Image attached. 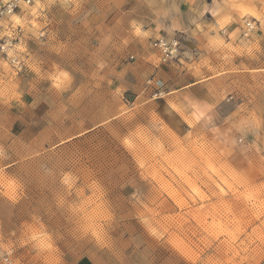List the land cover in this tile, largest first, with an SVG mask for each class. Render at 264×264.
<instances>
[{
    "label": "rangeland",
    "instance_id": "1",
    "mask_svg": "<svg viewBox=\"0 0 264 264\" xmlns=\"http://www.w3.org/2000/svg\"><path fill=\"white\" fill-rule=\"evenodd\" d=\"M19 7L47 43L32 53L19 45L23 72L0 57V255L16 264H264V0ZM246 20L255 22L247 33ZM7 25L0 20V37ZM162 37L181 40L174 60L183 58L190 85L210 82L164 93L174 74L105 114L96 78L126 47L124 62L135 60L143 40L161 57L153 44Z\"/></svg>",
    "mask_w": 264,
    "mask_h": 264
},
{
    "label": "crops",
    "instance_id": "2",
    "mask_svg": "<svg viewBox=\"0 0 264 264\" xmlns=\"http://www.w3.org/2000/svg\"><path fill=\"white\" fill-rule=\"evenodd\" d=\"M2 3V6L0 5V11L7 5L6 2ZM25 11L19 7L14 11V13L7 14V17L2 18L1 21L3 23H8L7 27L11 24L21 25L24 27V44L32 53L34 49L37 51L43 48V45H46L47 42L42 39L44 36L43 32L40 34L38 32V35L34 33L36 29L33 27V20L36 19ZM15 16H18L21 22H17L15 20ZM127 25L128 24H123L121 26V35L128 36L129 31L126 29ZM43 27L49 30V28L46 25L44 26V24ZM149 43V40L140 41L137 49H133V51H131L135 60L130 62H124L123 60L127 58L129 50L128 47L121 43V49L124 47L126 48L124 51L122 49L123 53L121 58H119L120 60H115L116 62L107 65L105 70L102 72V75L99 76V78H96L94 83L95 86L98 85V88L95 87L94 91L97 92V94H101L104 90V94L106 95L104 100L107 102H103V104L105 107L107 106L106 104H109L108 108L104 109L105 114L113 109H118L119 106L122 105L124 94L143 93L145 88H148L150 83L157 84V89L161 90V86H164L162 79L165 81L166 85H168L169 83H167V80H169V77L174 74L178 81L176 87L174 86L173 88L166 89V86V88H164V93H168L173 89H180L177 92L187 94L195 87L204 86L206 83L210 82V80H205L203 82L190 85V83L197 80L193 79L191 81V79L187 78L186 74H182L180 71L181 65L179 62L182 61L183 58H179L180 61L171 60L169 62H164L161 57H158L156 51H152L149 48ZM194 43L196 42L194 41ZM194 48H196L195 45ZM30 52L28 51V53ZM33 64L34 62H32V65ZM105 114L101 113L100 115Z\"/></svg>",
    "mask_w": 264,
    "mask_h": 264
},
{
    "label": "built area",
    "instance_id": "3",
    "mask_svg": "<svg viewBox=\"0 0 264 264\" xmlns=\"http://www.w3.org/2000/svg\"><path fill=\"white\" fill-rule=\"evenodd\" d=\"M31 4L33 0H23ZM19 8V0H12L3 10L0 11V20L12 14ZM245 33L251 31L255 27L252 20L245 21ZM7 34L0 37V57L10 64L17 72H23L26 69V61L22 57L23 52L20 51L19 45L24 41V27L21 25L11 24L7 28ZM155 49L159 52L164 62H169L178 58L180 53L181 40L177 37H162L154 42ZM133 57V56H132ZM0 264H16L10 254L0 255Z\"/></svg>",
    "mask_w": 264,
    "mask_h": 264
}]
</instances>
